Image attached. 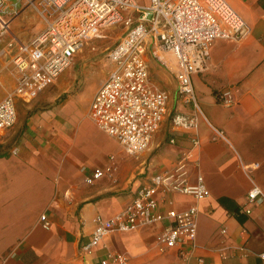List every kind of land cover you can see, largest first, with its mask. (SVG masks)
Here are the masks:
<instances>
[{
  "label": "crops",
  "instance_id": "0c3cea01",
  "mask_svg": "<svg viewBox=\"0 0 264 264\" xmlns=\"http://www.w3.org/2000/svg\"><path fill=\"white\" fill-rule=\"evenodd\" d=\"M1 1L8 29L0 30V101L16 86L14 57L46 26L36 16L26 23L22 0ZM225 1L248 33L212 42L208 60L192 75L195 105L177 96L173 55L158 50L162 62L147 47L149 79L167 92L168 103L149 148L138 156L122 154L88 116L95 91L113 69L109 57V70L99 73L97 88L86 99L56 103L57 95L44 93L50 86L16 103V123L0 134V264H102L114 254L123 255L125 264H264L259 257L264 252V198L251 205L246 198L253 185L264 192V0ZM117 24L124 34L126 27ZM225 91L233 98L229 106L221 102ZM175 115L193 117L195 127L174 125ZM192 135L198 144L179 171L191 184L200 174L207 196L196 201L171 191L156 194L161 213L197 207L196 238L187 254L180 252L185 246L160 249L166 221L112 230L85 250L96 219L113 218L149 176L172 171ZM109 165L114 169L110 176L85 181Z\"/></svg>",
  "mask_w": 264,
  "mask_h": 264
},
{
  "label": "built area",
  "instance_id": "2783aa9c",
  "mask_svg": "<svg viewBox=\"0 0 264 264\" xmlns=\"http://www.w3.org/2000/svg\"><path fill=\"white\" fill-rule=\"evenodd\" d=\"M41 0V16L45 29L14 57L16 86L0 101V134L16 123L18 101L28 102L55 84L61 73L71 64L76 52L94 38L101 37L108 26L121 23L126 32L110 49L108 57L113 69L97 88L89 105L88 116L94 125L113 138L126 156L145 152L167 114L168 94L149 79L146 61L147 47L153 57L161 50L173 55L175 66L171 72L176 81L177 96L195 105L192 75L209 58L215 39H239L248 33V26L225 0ZM2 1L0 0V8ZM133 14H136L134 17ZM8 21L0 15V30L7 31ZM163 62L162 59L159 58ZM224 105L233 103L229 91L221 94ZM176 126L195 127L193 117L172 118ZM190 147L184 150L172 171L149 176L138 186L133 199L113 218L96 219V228L83 248L87 251L112 230H129L139 225L165 222L158 237L160 249L194 246L198 210L191 206L178 212L173 208L165 213L157 211L156 194L176 192L196 201L207 196L203 177L189 183L179 170L193 157L198 141L192 135ZM112 160V157H111ZM113 166L95 169L85 178L93 183L110 176ZM251 205L264 198V192L253 185L246 194ZM250 214V208L242 209ZM45 227L50 223L40 216ZM182 255L188 250L182 249ZM264 260V252L259 254ZM125 264L120 254L109 255L102 264Z\"/></svg>",
  "mask_w": 264,
  "mask_h": 264
},
{
  "label": "rangeland",
  "instance_id": "374dc122",
  "mask_svg": "<svg viewBox=\"0 0 264 264\" xmlns=\"http://www.w3.org/2000/svg\"><path fill=\"white\" fill-rule=\"evenodd\" d=\"M22 6V11L27 9L26 23L28 22L29 24V21L36 16L40 21V24H38L41 27L46 25L40 13L41 0H22ZM32 23L35 25L34 22ZM26 30L22 26V33ZM124 30L122 25H112L104 30L101 37L85 43L75 53L71 64L61 73L57 85L51 86L44 93L51 96L57 95L56 103L86 99L97 88L96 86L93 89V86L99 80V73L104 71L106 74L109 70L110 61L107 55L113 45L123 35ZM79 105L80 111H83L84 103L82 102Z\"/></svg>",
  "mask_w": 264,
  "mask_h": 264
}]
</instances>
